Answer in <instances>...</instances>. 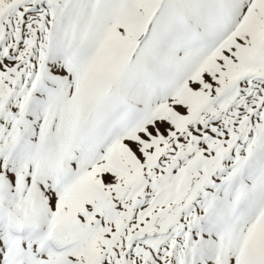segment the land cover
<instances>
[{
	"label": "rangeland",
	"instance_id": "1",
	"mask_svg": "<svg viewBox=\"0 0 264 264\" xmlns=\"http://www.w3.org/2000/svg\"><path fill=\"white\" fill-rule=\"evenodd\" d=\"M0 264H264V0H0Z\"/></svg>",
	"mask_w": 264,
	"mask_h": 264
}]
</instances>
